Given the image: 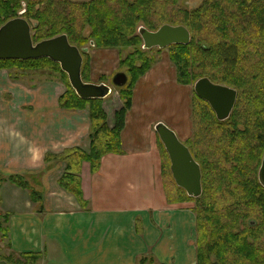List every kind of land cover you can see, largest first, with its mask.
Segmentation results:
<instances>
[{"label": "trees", "instance_id": "1", "mask_svg": "<svg viewBox=\"0 0 264 264\" xmlns=\"http://www.w3.org/2000/svg\"><path fill=\"white\" fill-rule=\"evenodd\" d=\"M97 1L101 2L93 8L85 7L74 17L66 16L65 35L79 49L89 45L93 49L117 51L116 68L126 74L127 80L123 86L115 87L121 104L113 112L111 125L102 108L103 99L77 96L57 62L47 57L0 59V70L5 69L11 78L37 71L57 78L64 84L57 106L88 111L87 150L71 146L57 153L46 151L44 169L61 162L63 171L57 185L71 194L81 209L86 208L81 190V164L88 163L93 173L98 170L102 156L123 153L120 132L131 106L135 83L160 58L162 49L141 48L137 28L155 30L163 23L183 25L189 31L188 43L165 48L175 69L176 82L192 85L196 79L207 77L213 83L235 89L236 99L228 117L219 121L209 105L192 90L191 133L183 143L200 168L201 193L197 197L186 195L174 183L168 156L156 136L166 200L193 204L195 264H264V187L256 177L264 149V0H200L190 8L178 7L179 0ZM108 1H114L111 9L106 8ZM79 23L87 25L85 35L75 27ZM52 36L33 35V40ZM81 53L80 76L83 81H89L90 55ZM254 69L256 73L252 75L250 71ZM104 78L100 75L99 81ZM221 144L226 147L221 148ZM3 181L25 189L34 209L41 212V194L24 174L0 176V184ZM0 236L4 239L0 259L7 263L36 264L41 258L40 253L9 250L6 213L0 214ZM134 264L162 263L147 252L137 256Z\"/></svg>", "mask_w": 264, "mask_h": 264}, {"label": "crops", "instance_id": "2", "mask_svg": "<svg viewBox=\"0 0 264 264\" xmlns=\"http://www.w3.org/2000/svg\"><path fill=\"white\" fill-rule=\"evenodd\" d=\"M91 74L92 65L90 80ZM188 88L176 82L166 55L137 80L120 132L123 153L105 154L93 173L88 163L81 164L85 209L57 185L63 164L44 169L43 154L71 146L87 150L88 111L59 108L60 92L55 107L23 114L41 112L37 127L31 119L25 126L0 124L2 177L24 174L42 200L37 212L25 189L8 181L0 184V214H8L9 250L40 253L36 264H134L147 252L162 264H195L192 204L167 202L153 128L161 121L180 140L189 137Z\"/></svg>", "mask_w": 264, "mask_h": 264}, {"label": "water", "instance_id": "3", "mask_svg": "<svg viewBox=\"0 0 264 264\" xmlns=\"http://www.w3.org/2000/svg\"><path fill=\"white\" fill-rule=\"evenodd\" d=\"M142 49H162L171 44H187L190 35L186 27L180 24L163 23L155 30L143 26L137 28ZM47 57L57 62L66 74L70 87L82 99L105 98L112 87H121L127 76L123 71L115 72L111 77V86L100 82L83 81L80 76L82 57L80 50L69 44L65 34L42 39L32 43L29 28L25 21L18 19L0 27V59H37ZM194 94L204 100L213 111L217 120H225L235 103V89L213 83L207 77L196 79L192 85ZM169 160V171L174 183L182 188L186 195L197 197L201 193L200 168L189 149L179 140L176 133L165 123L158 121L153 126ZM257 181L264 187V149L257 169ZM0 264H9L0 259Z\"/></svg>", "mask_w": 264, "mask_h": 264}, {"label": "rangeland", "instance_id": "4", "mask_svg": "<svg viewBox=\"0 0 264 264\" xmlns=\"http://www.w3.org/2000/svg\"><path fill=\"white\" fill-rule=\"evenodd\" d=\"M183 1L186 2L184 3ZM199 1L200 0H179L177 6L181 8H190L191 6H195ZM112 3H114V1ZM112 3L111 1H108V3H106V8L111 9L110 7L112 6ZM157 3H162V0H157ZM68 10L69 9L66 8V15H68ZM75 27L80 29V33L83 35L88 31L87 25L81 23L75 25ZM250 40L252 42L255 41L253 38H250ZM83 47H86L84 50L90 53V65H92L91 80L98 83L97 80H99V76L103 75V77H105L103 79L104 82L111 86V77L113 73L122 71L116 68V60L118 56L117 51L115 49L105 51L95 50L88 47V45H84ZM248 48L251 49V46ZM165 55L168 57L167 50L162 48L159 56L161 57ZM257 70H259V68ZM250 72L254 75L256 70L254 69ZM112 89L111 93L102 101V108L106 113L107 123L109 125H111L113 121V112L118 109L121 104L117 90H115L114 87H112ZM188 89V96L191 101L193 96L192 85H190V88ZM62 90H64V84L57 78L44 74V71L25 73L22 75L18 74L16 78H11L7 71L0 72V124L6 125L12 123L19 126H25L26 124L31 123V121L27 119H31L34 126L37 127L42 122L41 112L33 114L32 116L23 114L27 111H30L29 113H31L34 109L55 107L56 105L54 103L56 97L62 92ZM171 103L172 102H170V104ZM220 147L225 148L226 146L221 144ZM4 174L5 171L0 169V176H3ZM252 208L257 210L258 207L253 205ZM1 237L2 236H0V246L2 247L4 239Z\"/></svg>", "mask_w": 264, "mask_h": 264}, {"label": "flooded vegetation", "instance_id": "5", "mask_svg": "<svg viewBox=\"0 0 264 264\" xmlns=\"http://www.w3.org/2000/svg\"><path fill=\"white\" fill-rule=\"evenodd\" d=\"M100 2L97 0H0V27L9 21L21 19L27 23L34 44L47 37L33 40V35L65 34L66 16L74 17L85 7L93 8ZM66 8L69 9L68 15H66ZM52 19H58L60 22ZM81 56L83 60L82 53Z\"/></svg>", "mask_w": 264, "mask_h": 264}, {"label": "bare ground", "instance_id": "6", "mask_svg": "<svg viewBox=\"0 0 264 264\" xmlns=\"http://www.w3.org/2000/svg\"><path fill=\"white\" fill-rule=\"evenodd\" d=\"M151 49V48H150ZM153 49V48H152ZM165 49V48H164Z\"/></svg>", "mask_w": 264, "mask_h": 264}]
</instances>
